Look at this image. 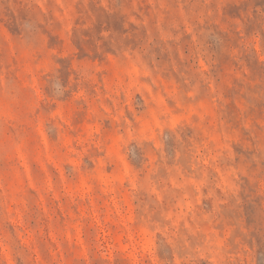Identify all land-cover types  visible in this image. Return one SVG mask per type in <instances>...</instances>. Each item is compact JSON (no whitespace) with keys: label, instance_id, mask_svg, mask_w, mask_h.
Here are the masks:
<instances>
[{"label":"rangeland","instance_id":"rangeland-1","mask_svg":"<svg viewBox=\"0 0 264 264\" xmlns=\"http://www.w3.org/2000/svg\"><path fill=\"white\" fill-rule=\"evenodd\" d=\"M0 264H264V0H0Z\"/></svg>","mask_w":264,"mask_h":264}]
</instances>
